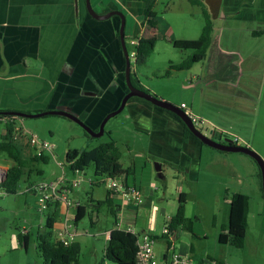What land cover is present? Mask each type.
Here are the masks:
<instances>
[{
	"label": "crops",
	"instance_id": "crops-1",
	"mask_svg": "<svg viewBox=\"0 0 264 264\" xmlns=\"http://www.w3.org/2000/svg\"><path fill=\"white\" fill-rule=\"evenodd\" d=\"M193 1L200 7L202 16L203 12L209 15L212 33L204 59L190 68L195 70L186 79L187 87H192L191 81L195 79L217 96L204 100L209 108L196 110L194 105L187 108L183 103L179 108L184 105V112L194 115L200 124L203 120L207 133L217 132L228 140L236 137L244 147L258 152L247 132L254 126L249 98L264 96V0ZM90 4L98 15L119 11L126 17L125 43L156 35V29L141 25L143 0H90ZM194 23L195 37H181L182 40L200 35L203 24L198 25L196 19ZM119 26L117 16L106 20L89 16L85 0H0V111L32 114L64 110L75 114L92 130L97 129L104 116L119 106L126 92L125 62L116 38ZM133 73L141 84L139 76ZM125 108L136 129L150 139L153 146L150 156L161 159V169L164 163L174 170L178 184L172 202L167 205L176 211L179 194L183 193L179 184L198 176L206 145L191 134L183 141V123L146 100L130 98ZM16 123L24 131L21 120ZM259 154L264 161V156ZM9 167L0 166V172ZM126 168L132 170L133 183L130 185L127 180L129 186L139 185L141 192L151 191L152 181L135 182L134 161ZM243 186L240 183L232 190L249 198V217L257 190L247 191ZM25 189L26 185L19 192L24 193ZM54 226L58 228L57 222ZM17 242L21 245L18 238Z\"/></svg>",
	"mask_w": 264,
	"mask_h": 264
},
{
	"label": "rangeland",
	"instance_id": "rangeland-1",
	"mask_svg": "<svg viewBox=\"0 0 264 264\" xmlns=\"http://www.w3.org/2000/svg\"><path fill=\"white\" fill-rule=\"evenodd\" d=\"M154 12L157 25L153 53L146 63L141 65H135L130 60L131 69L140 78V85L157 99L174 106L179 107L180 103H183L187 108H192L194 105L196 110H201L203 106L209 108V104L204 100L207 97H216V92L205 88L203 84H197L198 80L195 79L191 81L192 87H187L189 81L186 79L190 73L192 76L195 69H190L191 67L181 71L170 69L171 65L181 63L190 54V50L182 51L174 48L169 39L195 37L192 32L195 19L198 25L203 24L200 7L190 3L189 0H157ZM126 46L127 51L133 49L129 42H126ZM249 101L250 110L253 112L251 115L254 116V126L247 133L258 152L253 151L259 156V153L264 156V112H262L264 96L253 95L250 96ZM127 114L128 110L125 108L109 119L104 127V134L99 138H88L81 126L62 116L46 115L33 119H20L27 137L33 134L50 146V150L47 151L49 162L38 166L43 173L40 176L32 175V182L50 184L62 178L69 180L74 177L80 179V186L78 190L69 194L71 199L87 205L86 197L89 193L93 200H104L106 194L104 184L88 185V179L94 181L102 179L93 176L91 165L86 167L83 173L76 174L70 172L63 162L67 151L90 150L99 143L108 141V132H110L111 138L121 152L119 162L122 167L126 168L134 161L135 182L145 184L152 181L155 188L153 190L151 186V191L147 189L142 192V204L138 207L127 206L121 200L115 199V203L119 202L121 207L115 216L110 214L106 205H103L95 217L87 206L86 215L74 226L76 232L74 239L80 244V264H115L113 261L103 260L107 232L114 225L123 230L132 227L138 232L145 230L153 234L157 238L154 241L153 252L158 260H161L165 250V240L161 238V234L168 218L175 213V209L169 208L167 202H172L178 183L173 168L164 163L161 169L164 180L157 179L154 164L162 163L161 159L150 156V149L153 148L150 139L145 132L136 129L135 121L128 118ZM203 122L202 120V123L195 127L201 133L210 136ZM0 130H2L1 126ZM240 145L244 146L242 143ZM205 153L214 154L210 156ZM6 165L11 166L12 162L2 158L0 166ZM117 182L120 183L121 179H117ZM132 183L130 175L128 184ZM240 183L247 191L256 189L257 193L251 202L249 217L247 216L248 225L243 246L234 248L219 244L218 235L227 223L228 198L234 191L232 189H236ZM179 185L186 195L187 221L170 238L174 251L185 255L194 264L208 262L264 264V197L260 169L251 157L241 153H225L204 146L198 176L194 180L187 179ZM23 187L24 184L20 183V188ZM39 208L37 195L31 192L25 195L0 194V264H43L42 256L35 247V240L38 231L52 229L47 224L52 206L41 212ZM129 209L130 215L126 213ZM64 211L65 208L61 206L60 215L56 218L57 227L63 220ZM91 218L94 220L93 225L90 223ZM24 229L30 233L27 248L17 242L18 235Z\"/></svg>",
	"mask_w": 264,
	"mask_h": 264
},
{
	"label": "trees",
	"instance_id": "trees-1",
	"mask_svg": "<svg viewBox=\"0 0 264 264\" xmlns=\"http://www.w3.org/2000/svg\"><path fill=\"white\" fill-rule=\"evenodd\" d=\"M157 0H143L144 14L141 25L146 29H156L157 17L154 12V7ZM190 3L195 4L193 0ZM203 27L200 35L196 39L182 40L169 39L171 45L179 50H190V54L177 65H171L170 69L177 71L187 70L192 65L202 61L205 57L206 51L211 42L212 24L209 15L203 12ZM116 38L119 42V34L117 32ZM126 17L124 40L126 41ZM137 43L132 49L134 51L133 61L135 65L146 63L149 56L153 53L156 35L146 38H137ZM126 45V43H125ZM127 47V46H126ZM130 51H128L129 53ZM131 66V65H130ZM132 68V66H131ZM130 80L134 87L145 91L139 82L134 78L133 70L130 73ZM125 94L127 88L124 82ZM148 93V92H147ZM168 112V111H167ZM29 114V112H26ZM170 113V112H169ZM172 114V113H171ZM174 115V114H172ZM175 116V115H174ZM17 117H8L0 115V160L5 158L12 162V165L6 171V178L0 182V191L4 195L24 194L26 191L34 193L33 185L35 182L31 181L32 175H42V170L38 168L39 165H45L49 162V155L43 152L36 155L34 150L28 143L27 135L23 134L21 128L17 127ZM98 131V128L93 130ZM191 133L184 126L183 141H186L188 135ZM85 135L91 138L86 132ZM109 140L99 143L96 147L90 150H69L64 157L63 165L70 171H84L89 165L93 168V176L104 178L121 179L126 187L127 180L132 174L131 168H123L120 164L121 152L118 149L116 142L108 133ZM162 171V170H161ZM162 174V173H161ZM126 177V179H125ZM101 179V180H102ZM261 179V174H260ZM20 183L26 185L24 193L19 192ZM102 184L101 181H92L90 186ZM140 189V186H135ZM112 193L106 191L104 200H93L91 195L87 193L86 204H79L75 211L74 225H76L87 213V206L91 212L97 217L99 209L106 205L109 208L111 215L115 216L120 211L119 203H115ZM249 198L241 193H232L228 198V213L227 223L222 227L218 235V243L229 245L234 248H241L245 241L247 232V216ZM185 203L186 195L179 194L177 208L175 214L169 218L162 232L161 238L165 240L166 248L173 247V242L170 240L175 233L180 230V226L187 221L185 217ZM52 211L48 216L47 224L52 229L38 231L36 234V249L42 256L43 264H80V244L73 242L68 246H64L54 240L53 234L55 230L54 224L56 218L60 215V208L58 204L52 206ZM90 223L93 225L94 220L91 218ZM139 233L130 234L125 230L120 229L117 225L108 231L107 245L104 249L103 260L113 261L115 264H134L137 253V237ZM153 239L157 238L153 235ZM18 240L21 246L27 248L30 241V233L18 235ZM218 264V263H217Z\"/></svg>",
	"mask_w": 264,
	"mask_h": 264
},
{
	"label": "built area",
	"instance_id": "built-area-1",
	"mask_svg": "<svg viewBox=\"0 0 264 264\" xmlns=\"http://www.w3.org/2000/svg\"><path fill=\"white\" fill-rule=\"evenodd\" d=\"M139 38V37H138ZM142 38V36H141ZM137 38L131 39L129 44L134 48L137 43ZM134 51L131 50L128 55L130 59L134 57ZM184 105H181V109H184ZM187 116L191 119L194 126L200 124V121L196 118L192 117L190 113H187ZM23 131V130H22ZM23 134L24 133L23 131ZM222 136V135H221ZM225 137L222 136V139ZM28 143L31 148L34 150L36 155H40L43 152L47 153L50 150V146L45 141H40L37 136L30 134L28 137ZM233 146H239V139L234 137L230 140ZM72 173L80 174L83 171H74ZM3 179V173L0 172V182ZM93 180L88 179V185H91ZM102 185L106 188V191L112 193L111 197H115L118 200H121L124 204H133L135 206H140L142 204V192L137 189L135 186L126 187L122 183L117 182V179L113 178H104L101 180ZM80 186V179H75L74 177L67 179H60L57 182L47 184L45 182L35 183L33 185L34 195H37V201L39 204L40 212L48 209L50 206L54 204H58L65 208L63 214V220L58 228L54 230V240L56 242L61 243L64 246H68L71 243L75 242V211L80 202L77 200H73L69 197V194L73 190L78 189ZM1 194V191H0ZM121 208V207H120ZM127 233L136 234L133 228L129 227L125 230ZM166 230L163 228L162 232ZM22 235L26 234V230H22ZM108 238V233H107ZM153 235L149 231H143L138 234L137 237V253L134 264H194L190 259H188L185 255L174 251L173 247L165 248L163 252L161 260L156 259L155 254L153 252L154 245ZM204 264V263H201ZM205 264H217L215 262H208Z\"/></svg>",
	"mask_w": 264,
	"mask_h": 264
},
{
	"label": "water",
	"instance_id": "water-1",
	"mask_svg": "<svg viewBox=\"0 0 264 264\" xmlns=\"http://www.w3.org/2000/svg\"><path fill=\"white\" fill-rule=\"evenodd\" d=\"M85 8L89 16H91L95 20H106L110 18L111 16H117L120 20V26L118 30L119 34V44L120 48L122 50V54L124 57V82L127 88V93L122 97L119 106L112 112L108 113L104 116V118L101 120L98 131L95 132L92 129H90L80 118H78L76 115H73L70 112L67 111H61V110H47L43 112L38 113H23V112H16V111H0V115L2 116H8V117H17V118H27V119H33V118H39L46 115H56V116H62L65 117L77 125L81 126L83 130L92 138H99L104 134V126L106 122L111 119L112 117L119 114L125 107L127 101L130 98L137 97L143 100H146L150 102L151 104L155 105L156 107L163 109L165 111H168L172 114H174L182 123L183 125L189 130L191 135H193L196 139H198L202 144L213 148L218 151L222 152H229V153H241L244 155H247L251 157L259 166L260 174H261V186H262V194L264 197V161L262 158L253 150H251L248 147L244 146H233L231 144V141L228 139H222V136L220 133L215 132L214 136L210 137L203 133H201L199 130L196 129L194 124L192 123L191 119L187 116V114L180 109L177 106H174L170 103H167L165 101H162L160 99H157L155 96L139 90L138 88L134 87L130 80V73H131V66H130V58L128 55V51L126 49L125 40H124V30H125V17L124 15L119 11H111L103 15H98L94 12V10L91 7L90 0H85ZM209 135L211 133H208ZM6 171L3 172V179L1 182L6 178ZM154 171L156 173V177L161 180L163 178L161 174V165L158 163L154 164ZM126 179V177H125Z\"/></svg>",
	"mask_w": 264,
	"mask_h": 264
},
{
	"label": "flooded vegetation",
	"instance_id": "flooded-vegetation-1",
	"mask_svg": "<svg viewBox=\"0 0 264 264\" xmlns=\"http://www.w3.org/2000/svg\"><path fill=\"white\" fill-rule=\"evenodd\" d=\"M212 136H214V133L213 134L212 133L210 134V137H212Z\"/></svg>",
	"mask_w": 264,
	"mask_h": 264
}]
</instances>
